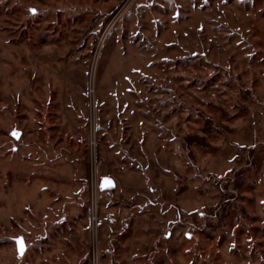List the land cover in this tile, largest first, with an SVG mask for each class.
I'll list each match as a JSON object with an SVG mask.
<instances>
[{"label": "rangeland", "instance_id": "obj_1", "mask_svg": "<svg viewBox=\"0 0 264 264\" xmlns=\"http://www.w3.org/2000/svg\"><path fill=\"white\" fill-rule=\"evenodd\" d=\"M0 264H264V0H0Z\"/></svg>", "mask_w": 264, "mask_h": 264}, {"label": "built area", "instance_id": "obj_2", "mask_svg": "<svg viewBox=\"0 0 264 264\" xmlns=\"http://www.w3.org/2000/svg\"><path fill=\"white\" fill-rule=\"evenodd\" d=\"M93 173V171H91ZM92 177V176H91ZM95 177V175H94ZM90 190H91V195H92V201L96 200V194H97V181H96V177L95 178H91L90 181ZM111 219H109L110 222ZM92 222H94V225H97V216H92Z\"/></svg>", "mask_w": 264, "mask_h": 264}, {"label": "snow or ice", "instance_id": "obj_3", "mask_svg": "<svg viewBox=\"0 0 264 264\" xmlns=\"http://www.w3.org/2000/svg\"><path fill=\"white\" fill-rule=\"evenodd\" d=\"M30 11L35 12L34 9L33 10H30ZM13 135H18V134L17 133H13ZM106 183H110V182L106 181ZM17 244L19 246V251H20V253L22 255L23 252H24V249H25V245H24V242H23L22 238H20V239L17 240Z\"/></svg>", "mask_w": 264, "mask_h": 264}, {"label": "water", "instance_id": "obj_4", "mask_svg": "<svg viewBox=\"0 0 264 264\" xmlns=\"http://www.w3.org/2000/svg\"><path fill=\"white\" fill-rule=\"evenodd\" d=\"M15 137L17 138L18 137V135H15ZM106 181H108V182H110V183H106ZM113 181H111V180H108V179H105L104 180V182H103V188H112L113 187ZM18 239H20V238H18ZM17 239V240H18ZM17 246H18V244H17ZM18 248H19V246H18Z\"/></svg>", "mask_w": 264, "mask_h": 264}, {"label": "bare ground", "instance_id": "obj_5", "mask_svg": "<svg viewBox=\"0 0 264 264\" xmlns=\"http://www.w3.org/2000/svg\"><path fill=\"white\" fill-rule=\"evenodd\" d=\"M93 224H94V222H93Z\"/></svg>", "mask_w": 264, "mask_h": 264}]
</instances>
